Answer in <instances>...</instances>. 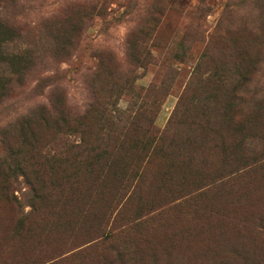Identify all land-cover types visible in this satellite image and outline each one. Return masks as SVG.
<instances>
[{
	"label": "rangeland",
	"instance_id": "1",
	"mask_svg": "<svg viewBox=\"0 0 264 264\" xmlns=\"http://www.w3.org/2000/svg\"><path fill=\"white\" fill-rule=\"evenodd\" d=\"M0 17L37 62L0 104V264H264V0Z\"/></svg>",
	"mask_w": 264,
	"mask_h": 264
},
{
	"label": "trees",
	"instance_id": "2",
	"mask_svg": "<svg viewBox=\"0 0 264 264\" xmlns=\"http://www.w3.org/2000/svg\"><path fill=\"white\" fill-rule=\"evenodd\" d=\"M92 7H96V4ZM51 24L52 27L58 25L65 29L63 33L59 34V37H62V39L72 38V36L79 35L82 30L81 27L75 25L79 24V22L75 21L73 16L68 15L61 17L58 20H56V18L52 19ZM15 37V30L9 26L5 18L0 17V104L9 93L11 82H13V80L20 81L26 72H29L37 66L31 48H18L19 46L14 42L16 40ZM13 43L15 45L12 47L11 45ZM242 76L243 79L245 78V82L249 80L247 74H243ZM231 79L232 78L230 77V81ZM217 84L221 86L225 85L224 81L218 82ZM100 115L102 117H107L108 113H106L105 108L100 112ZM119 123H121V120H119ZM125 125L126 123H123V125L119 127L120 134L127 133L129 130V132H131L135 129L131 126L133 123H130V128ZM174 135V138H176L177 132ZM171 145L173 146V144Z\"/></svg>",
	"mask_w": 264,
	"mask_h": 264
}]
</instances>
